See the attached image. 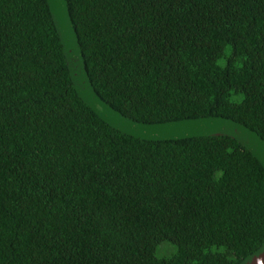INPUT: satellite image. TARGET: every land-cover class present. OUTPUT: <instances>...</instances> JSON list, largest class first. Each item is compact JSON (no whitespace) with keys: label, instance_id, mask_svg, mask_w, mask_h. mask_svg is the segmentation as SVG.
<instances>
[{"label":"trees","instance_id":"1","mask_svg":"<svg viewBox=\"0 0 264 264\" xmlns=\"http://www.w3.org/2000/svg\"><path fill=\"white\" fill-rule=\"evenodd\" d=\"M97 95L133 122L264 140V0H65ZM48 0H0V264H239L264 168L229 136L146 140L79 96ZM69 53V51H68Z\"/></svg>","mask_w":264,"mask_h":264},{"label":"water","instance_id":"2","mask_svg":"<svg viewBox=\"0 0 264 264\" xmlns=\"http://www.w3.org/2000/svg\"><path fill=\"white\" fill-rule=\"evenodd\" d=\"M48 1L51 4L52 15L60 36L61 31L64 30L68 39L67 41L65 38L64 41L62 38V41L64 43L66 41L68 43L70 41L73 42V51L68 47L69 44L66 42L65 54H69L70 56L73 53V57H68L67 61L70 65L69 68L74 86L82 100L107 123L126 134L146 140H176L201 136H229L236 139L250 151L264 168V140L255 131L232 119L208 116L159 124H145L128 120L115 111L97 95L90 84L78 47L77 38L69 19L65 0ZM73 61L76 63L75 67L73 66ZM239 264H264V242Z\"/></svg>","mask_w":264,"mask_h":264},{"label":"rangeland","instance_id":"3","mask_svg":"<svg viewBox=\"0 0 264 264\" xmlns=\"http://www.w3.org/2000/svg\"><path fill=\"white\" fill-rule=\"evenodd\" d=\"M61 36H62V38L64 39V41H65V38H66V40L68 41V39H67V37H66V35H65V31H64V30L61 31ZM64 36H65V37H64ZM67 41H66V42H67ZM66 42H65V43H66ZM67 43H68V42H67ZM68 44H69L68 47L73 51V42L70 41ZM71 50H70V51H71ZM71 53H72V52H71ZM72 54H73V53H72ZM73 62H74V61H73ZM73 66H74V67L76 66V63H75V62H74V64H73ZM74 67H73V68H74Z\"/></svg>","mask_w":264,"mask_h":264}]
</instances>
